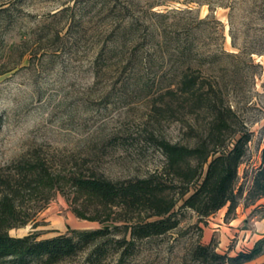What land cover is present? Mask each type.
<instances>
[{"label":"rangeland","instance_id":"rangeland-1","mask_svg":"<svg viewBox=\"0 0 264 264\" xmlns=\"http://www.w3.org/2000/svg\"><path fill=\"white\" fill-rule=\"evenodd\" d=\"M263 50L264 0H0V200L23 168L39 163L53 178L16 201L9 235L45 239L107 225L69 184L74 175H154L179 198L164 144L204 139L215 105L230 106L235 128L252 132L237 184L247 190L264 147ZM186 71L203 82L208 106L168 93ZM183 200L174 211L180 224L167 234L119 251L101 239L93 254L60 264H200L191 255L197 243L235 256L264 234V210L256 211L264 199L205 222Z\"/></svg>","mask_w":264,"mask_h":264},{"label":"trees","instance_id":"trees-1","mask_svg":"<svg viewBox=\"0 0 264 264\" xmlns=\"http://www.w3.org/2000/svg\"><path fill=\"white\" fill-rule=\"evenodd\" d=\"M210 88L213 91L216 87L211 85ZM204 90L203 82L186 71L168 93H179L186 97L185 101H191L190 107L202 109L208 106L207 95H210L208 92L205 94ZM211 109L213 116L204 139L193 147L164 144L169 171L180 183L179 198L172 195L171 186L154 175L122 182L96 175H74L69 179L76 193L93 202L94 211L102 214H98L96 219L90 218L101 223L109 222L101 229H70L67 233L45 239H39L36 233L24 237L9 235L8 229L14 226L10 221L17 217L16 201L23 193H34L42 184L49 186L53 180L50 174L39 168V163L23 168L24 172H19V186H10L0 200V264H60L76 258L87 249H92L93 254V250H98L101 239H107L117 251L125 246L129 249L136 241L161 236L176 229L180 220L174 211L180 199H184L181 208L194 211L204 222L226 206L227 220L240 204L245 208L257 205L264 199V147L250 186L247 190L243 186L238 188L239 167L247 155L252 132L244 124L235 128L232 117L236 114L230 106L215 105ZM237 135L240 136L231 142V148L227 147V137ZM192 183L197 187L186 197ZM261 209L264 210V204L257 206L256 211ZM74 211L78 216H83L77 209ZM261 217H264V213ZM117 231L123 234L122 238L114 236ZM128 234L131 240H127ZM191 255L200 264H249L264 256V236L252 248L240 251L235 256L217 252L213 241L208 245L197 243Z\"/></svg>","mask_w":264,"mask_h":264},{"label":"crops","instance_id":"crops-1","mask_svg":"<svg viewBox=\"0 0 264 264\" xmlns=\"http://www.w3.org/2000/svg\"><path fill=\"white\" fill-rule=\"evenodd\" d=\"M262 219H264V217H261ZM256 236V235H255ZM258 236V238L260 239V238H262L263 236H264V234L263 235H257Z\"/></svg>","mask_w":264,"mask_h":264}]
</instances>
